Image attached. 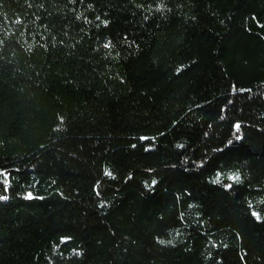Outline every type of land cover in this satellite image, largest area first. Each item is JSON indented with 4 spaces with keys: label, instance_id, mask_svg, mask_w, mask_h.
<instances>
[{
    "label": "trees",
    "instance_id": "16d2710c",
    "mask_svg": "<svg viewBox=\"0 0 264 264\" xmlns=\"http://www.w3.org/2000/svg\"><path fill=\"white\" fill-rule=\"evenodd\" d=\"M0 264H264V0H0Z\"/></svg>",
    "mask_w": 264,
    "mask_h": 264
},
{
    "label": "snow or ice",
    "instance_id": "6c2138e0",
    "mask_svg": "<svg viewBox=\"0 0 264 264\" xmlns=\"http://www.w3.org/2000/svg\"><path fill=\"white\" fill-rule=\"evenodd\" d=\"M237 128H239V125H237ZM237 138H239V137H237ZM235 179H237V180H238V179H239V177H235ZM27 198H31V194H29ZM257 219H260V217H259V216H257Z\"/></svg>",
    "mask_w": 264,
    "mask_h": 264
}]
</instances>
